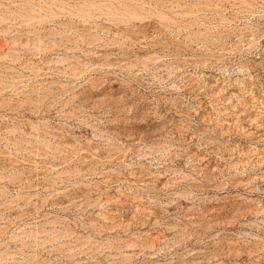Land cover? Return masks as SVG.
<instances>
[{
  "label": "rangeland",
  "instance_id": "374dc122",
  "mask_svg": "<svg viewBox=\"0 0 264 264\" xmlns=\"http://www.w3.org/2000/svg\"><path fill=\"white\" fill-rule=\"evenodd\" d=\"M0 264H264V0H0Z\"/></svg>",
  "mask_w": 264,
  "mask_h": 264
}]
</instances>
